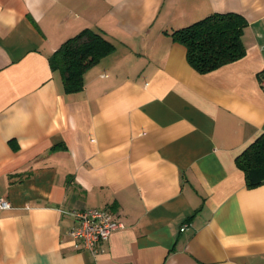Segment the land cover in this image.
<instances>
[{
	"label": "crops",
	"instance_id": "0c3cea01",
	"mask_svg": "<svg viewBox=\"0 0 264 264\" xmlns=\"http://www.w3.org/2000/svg\"><path fill=\"white\" fill-rule=\"evenodd\" d=\"M229 13L246 55L200 74L172 33ZM86 29L115 48L67 93L50 57ZM263 72L264 0H0V264H264L237 165ZM90 208L122 225L98 255L69 235Z\"/></svg>",
	"mask_w": 264,
	"mask_h": 264
},
{
	"label": "trees",
	"instance_id": "16d2710c",
	"mask_svg": "<svg viewBox=\"0 0 264 264\" xmlns=\"http://www.w3.org/2000/svg\"><path fill=\"white\" fill-rule=\"evenodd\" d=\"M247 26L239 14H214L173 32L172 37L186 47L189 64L206 74L246 55L243 35ZM114 48L103 35L86 29L64 42L50 63L61 73L65 91L78 93L84 89L85 73ZM237 165L244 171L248 187L264 184V133L237 158Z\"/></svg>",
	"mask_w": 264,
	"mask_h": 264
},
{
	"label": "built area",
	"instance_id": "2783aa9c",
	"mask_svg": "<svg viewBox=\"0 0 264 264\" xmlns=\"http://www.w3.org/2000/svg\"><path fill=\"white\" fill-rule=\"evenodd\" d=\"M259 84L264 92V72L260 76ZM11 208L12 203L9 200L0 198V209ZM72 215L76 219V225L70 229L69 235L94 255L103 252L101 243L107 241L110 235L122 226L116 216L108 209L74 210Z\"/></svg>",
	"mask_w": 264,
	"mask_h": 264
}]
</instances>
